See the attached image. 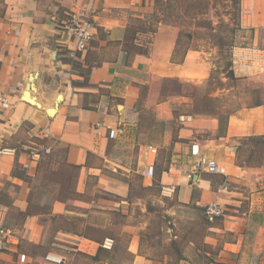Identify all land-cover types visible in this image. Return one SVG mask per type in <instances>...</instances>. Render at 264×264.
<instances>
[{
  "label": "crops",
  "instance_id": "crops-1",
  "mask_svg": "<svg viewBox=\"0 0 264 264\" xmlns=\"http://www.w3.org/2000/svg\"><path fill=\"white\" fill-rule=\"evenodd\" d=\"M258 1L247 0L252 5L242 14V26L252 29L251 42L237 48L233 60L235 75L256 85V101L230 112L225 126L214 113L188 111L191 99L184 95L160 99L152 91L156 79L209 77L199 50L190 49L182 62H173L177 33L159 54L162 27L150 51H138L143 44L131 37L147 34L135 24L145 18L152 0H0V80L13 102L11 110L0 113V150H16L0 153V194L12 201L0 207L13 232L0 264L30 263L33 258L20 241L43 245L48 227L58 222L53 216H62L69 225L60 230L58 224L55 239L69 240L89 255L110 237L106 228L111 226L128 234L131 264H171L170 255L157 258L141 251L139 224L108 221L110 215L129 213L132 173L145 187H152L157 176L161 188L174 189L166 196H175L183 211L201 216L213 201L224 208L215 221L207 219L200 245L190 240L191 252L177 254L176 264L263 263L264 158L242 157L249 141L264 144V11L255 7ZM90 6L96 16L95 35L73 61L68 22L73 11ZM31 83L34 89H29ZM144 89L149 91L145 97ZM27 91L42 107L25 99ZM49 107H55L51 115ZM181 115L193 118L181 122ZM110 127L124 132L111 138ZM32 146L51 147V153L32 157ZM159 151L166 152L164 159ZM200 159L216 160L225 173L196 168ZM152 162L150 182L144 174ZM69 165L80 166L70 183L63 173ZM28 211L33 213L25 216ZM70 223L79 230L99 229L97 239L67 230Z\"/></svg>",
  "mask_w": 264,
  "mask_h": 264
},
{
  "label": "rangeland",
  "instance_id": "rangeland-1",
  "mask_svg": "<svg viewBox=\"0 0 264 264\" xmlns=\"http://www.w3.org/2000/svg\"><path fill=\"white\" fill-rule=\"evenodd\" d=\"M153 4H149L146 8V15L144 19L139 20L135 27L144 33L143 36H132L140 40L143 44L139 47L138 51H150L153 37L160 31L162 27V34L159 35V54H163L167 43L171 40L173 34L179 35L180 30L184 32H194L193 39L189 40L183 38V44L179 49L176 57L181 58L182 51L187 45L199 47L200 57L202 62L209 69V77L199 81L185 80L174 78H163L154 80L152 91L159 94V98H167L168 94L179 95L182 94L191 99L192 107L188 111L195 112L201 108H207L215 113L229 114L230 112L241 108L246 103H254L255 92L250 87L246 86L245 81L237 80L231 81L225 78L226 75V57L221 54V50L214 46L212 41L208 38L209 29L202 28L195 31V21L190 18H183L179 20L178 25L171 22V18L165 21L166 10L163 6L156 5L155 0ZM166 2V0H163ZM213 0H211L212 2ZM252 3L247 0L241 1V29L236 33V46L233 48V60L235 57V50L237 48L248 46L251 42V28L242 26V14L245 9L251 8ZM255 7L259 11H264V0L256 2ZM182 6L176 8V13H182ZM211 10V7H210ZM209 17H213L210 12ZM175 20V19H174ZM178 21V22H179ZM225 32V31H224ZM225 52H228L224 49ZM212 76V78H210ZM177 80L181 83L179 93L176 86ZM224 83V84H223ZM149 93L148 89L143 90L144 97ZM165 158L166 152L159 151L158 157ZM242 157H251L252 161H257L264 158V144L260 142L249 141L244 150ZM131 167L135 168V159ZM65 169V168H64ZM63 171L66 176L71 173V168H66ZM62 173V176H63ZM136 175V177H135ZM137 173H132V181L134 183V190L129 197L131 206L128 214L121 217L118 214L110 215L108 221L120 224L128 222L130 224H139L141 228V251L150 253L152 257H161L170 255L173 260L171 264H176L175 259L177 254L181 251L191 252L189 250V241L194 240L198 245L203 241L206 233V224L208 222L206 215L203 212L201 216L193 211H183L177 206L178 200L175 196L168 197L163 194V188L157 182L156 176L155 183L152 187H145L141 184L142 181L137 178ZM47 176L56 177V175ZM70 183V179H69ZM141 185V187H140ZM101 197L108 198L114 201H120L118 197L112 195H104L96 193ZM90 199L86 196L85 199ZM121 202V201H120ZM57 224L48 227V236L43 245L36 246L20 241V247L30 255L33 260L28 264H93V262L86 257L87 252L80 250L79 246L69 243V240H57L56 226L58 224L68 225L63 218L57 219ZM148 224V225H147ZM147 225V226H146ZM69 226V225H68ZM145 227V228H144ZM106 235L113 237L114 241L117 240L118 250L114 252L109 251L108 258L118 264H131L130 255L127 250L129 246L128 234L122 231L119 227H107ZM117 238V239H115ZM74 247V248H73ZM99 247V244H98ZM105 258L104 256H101ZM264 264V252L261 255ZM15 264V263H14Z\"/></svg>",
  "mask_w": 264,
  "mask_h": 264
},
{
  "label": "trees",
  "instance_id": "trees-1",
  "mask_svg": "<svg viewBox=\"0 0 264 264\" xmlns=\"http://www.w3.org/2000/svg\"><path fill=\"white\" fill-rule=\"evenodd\" d=\"M241 1L242 0H155L156 5L163 6L166 10V15L164 20L168 21L171 18V22L178 25L180 23V19L184 20L183 18H190L194 19L195 21V31L200 30L202 28L209 29L208 38L212 41L215 47L221 50V54L226 57V75L225 78L231 81H247L246 86L250 87L253 91L257 90L256 85L249 80L247 77H239L235 75L233 70V48L236 46V33L238 30L241 29ZM182 6V13H176V8ZM211 7V10H210ZM210 12L212 13L213 17H217L218 20H214L209 17ZM175 19V20H174ZM179 21V22H178ZM225 31V32H224ZM194 32H184L180 30L179 37L177 40V47L173 54V62H182L185 58V55L188 50L195 49L199 50V47L187 45L184 50L182 51L181 58H177L176 55L183 44V38L186 39H193ZM226 49L228 52H225ZM212 78V76L210 77ZM224 84V83H223ZM181 83L177 80L176 88L179 93V88ZM168 95H172L171 93ZM182 95V94H180ZM196 113H214L218 115L221 125L227 124L228 114L223 113H215L207 108H201L200 110H196ZM71 168V173L69 174L70 181H75L78 176V170L80 168L79 165H69ZM11 200L8 198L7 195L4 193L0 194V203L5 205H10ZM33 211H28L24 213L25 216L32 214ZM62 216H53L52 219L57 220V218H61ZM218 219V218H217ZM71 226L67 228V230L71 232H75L78 235H81L86 238L96 240L98 236H96L99 232V229L86 227L83 230H79L74 223H70ZM66 230V227L61 225L59 229ZM106 238V237H105ZM104 238V239H105ZM113 238V237H111ZM104 239L100 242V247L97 250L95 255L86 254V257L90 259L93 263L110 261L109 251L102 248L101 243ZM114 249V248H113ZM104 256L105 258H102Z\"/></svg>",
  "mask_w": 264,
  "mask_h": 264
},
{
  "label": "built area",
  "instance_id": "built-area-1",
  "mask_svg": "<svg viewBox=\"0 0 264 264\" xmlns=\"http://www.w3.org/2000/svg\"><path fill=\"white\" fill-rule=\"evenodd\" d=\"M95 11L90 6L86 10H75L71 13L70 21L68 22L67 29L72 37V48L70 51V57L73 61L78 59V56L83 51L87 50L91 41L95 35ZM13 108V102L10 96L5 91L2 82L0 80V113L6 112ZM192 115H181L179 120L181 122H190L192 120ZM124 130L120 127L109 128V136L115 138L122 134ZM154 153L157 152L155 148L152 149ZM16 150L13 148H4L0 150V153L4 154H14ZM51 153V147H29V154L32 157H41ZM196 168H205L206 171L210 173H225V168L221 166L216 160L213 159H200L197 161ZM155 174V164L150 163L145 171V177L153 180ZM174 192L172 188H163L164 195H171ZM206 218L213 222L217 218L224 214V208L218 201H213L206 205L204 209ZM6 211L0 207V260L1 255L4 251L5 245L11 242L13 238V232L6 226L5 223ZM115 241L113 238H105L101 243L102 248L106 250H112L114 248Z\"/></svg>",
  "mask_w": 264,
  "mask_h": 264
},
{
  "label": "water",
  "instance_id": "water-1",
  "mask_svg": "<svg viewBox=\"0 0 264 264\" xmlns=\"http://www.w3.org/2000/svg\"><path fill=\"white\" fill-rule=\"evenodd\" d=\"M34 85L33 83H31L29 85V89H34ZM25 99H27L28 101H30L31 103L39 106V107H42V105L40 104V102L37 101V99L34 97V96H30V93L29 91H27L24 95ZM55 107H49V108H46V112L51 115L52 111H54Z\"/></svg>",
  "mask_w": 264,
  "mask_h": 264
}]
</instances>
